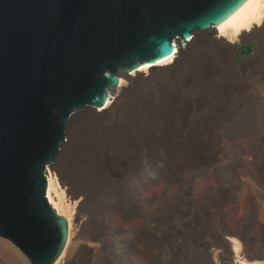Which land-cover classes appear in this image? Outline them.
Returning a JSON list of instances; mask_svg holds the SVG:
<instances>
[{
  "label": "water",
  "instance_id": "obj_1",
  "mask_svg": "<svg viewBox=\"0 0 264 264\" xmlns=\"http://www.w3.org/2000/svg\"><path fill=\"white\" fill-rule=\"evenodd\" d=\"M247 1L0 0V241L28 264H58L69 222L47 197V173L70 118L99 112L128 74L173 56V42L183 57Z\"/></svg>",
  "mask_w": 264,
  "mask_h": 264
},
{
  "label": "rangeland",
  "instance_id": "obj_2",
  "mask_svg": "<svg viewBox=\"0 0 264 264\" xmlns=\"http://www.w3.org/2000/svg\"><path fill=\"white\" fill-rule=\"evenodd\" d=\"M241 41L248 43L245 46L251 47L253 51L249 57H242L238 53L235 64L243 65L242 69L239 67L240 74L250 70L249 74L260 80L256 82V87L251 88L258 99L255 98L254 103L244 104V107H254L242 119L237 116V120H225V125L237 122L221 129L222 147H200L194 140L196 136L192 138L193 135L208 134L209 128L193 124L194 114L207 109L201 104L198 105L202 108L194 105V95L198 90L205 96L207 83L199 86L197 83L196 89L188 84L166 112L156 113L142 127L115 129L85 118L71 125L73 144L62 157L61 163L68 166L73 180L77 182L78 191L85 188L89 194L84 210L94 216L96 221H100L105 211L115 203L122 202L128 206L132 199L128 195L127 185L138 171L144 167L154 171L155 175L146 187V195L151 199L161 196L159 199L161 204L164 201V209L157 218L158 238L153 244L157 247L159 259L153 264H215L209 253L211 245L219 244L225 248L222 244L223 234L226 236L228 230L234 232L240 229V225L245 229L244 235L247 232L244 239L240 240L242 248L247 247L251 256L264 252V157L258 167L255 161L261 158L251 151L253 148L264 153V30L248 41L240 38L230 43L240 47L243 45ZM173 43L176 45V42ZM178 50L180 55L181 51ZM158 70L155 68L154 71ZM212 95L217 99H227L226 93L224 98L217 90L212 91ZM164 132L179 137L175 145L178 147H168L156 139ZM240 149H244L242 157L247 162L246 166L231 162L232 154ZM177 165H186L184 173L198 169L192 178L191 193L198 201L206 190L205 202L198 205L178 202L179 196L184 195V183L174 187L175 182L172 181L171 189L162 192L163 184L171 180ZM48 171L56 173L51 168ZM220 183L228 187L218 191L208 189V185ZM218 203H221L224 217H228L225 228L218 221ZM137 220L139 216L130 223ZM118 238L112 235L108 254L98 260L91 259L92 264H130L125 256L116 258L112 252L115 246H122L124 253L135 254L130 242L122 243ZM244 241L248 243L247 246ZM4 250L0 247V255L9 252L2 253Z\"/></svg>",
  "mask_w": 264,
  "mask_h": 264
},
{
  "label": "bare ground",
  "instance_id": "obj_3",
  "mask_svg": "<svg viewBox=\"0 0 264 264\" xmlns=\"http://www.w3.org/2000/svg\"><path fill=\"white\" fill-rule=\"evenodd\" d=\"M263 30L264 0H248L236 15L228 18L218 29L212 33H196L192 40H188L185 43L183 57H181V53L179 55L178 50L181 51V42L180 40L175 41L173 56L169 57L167 61L128 74V80L122 81L116 87L114 96L108 95V103L99 112L92 114V108H86L83 110V114L70 118L67 141L64 143L65 146L61 147L60 155L51 168L56 173L51 171L47 173V197L58 214L69 222V239L58 264H92L93 259L98 260L108 254L109 240L112 235H117L122 243L130 242L135 248V254H126L122 246H115L112 252L116 258L125 256L130 264L157 262L159 252L153 243L158 238L157 218L164 209V201L161 204L159 199L161 196L151 199L146 195V187L155 174H153L154 171L144 167L127 185L128 195L132 199L128 206L123 205L122 202L115 203L105 211L100 221H96L94 216L88 215L84 208L89 200V194L85 188L78 191L77 182L73 180L68 166L65 165L66 163H61L62 157L73 144L70 135L71 125L85 118L115 129L142 127L156 113L166 112L186 90L188 84L196 89L197 83L198 86L207 83L205 96L198 90L194 95V105L201 107L198 105L201 104L207 109H201L200 112L197 111L194 114L196 117L193 124L209 128L208 134L205 136L193 135L192 138L196 136L194 140L200 147H222L221 129L233 126L237 122L225 125V120L232 121L237 116L242 119L244 114L252 112L254 106L246 105L244 107V104L254 103L255 98L258 99L257 94L251 88L256 87V82L260 81L249 74L250 70L248 73L240 74L243 65L235 64L239 49L233 46L230 41L235 42L240 38L248 41ZM155 68H159V70L154 71ZM213 89L222 93L224 98L226 93L227 99L213 97ZM197 117L201 118L197 120ZM240 121L238 123L244 125V120V123ZM156 139L166 143L168 147H178L175 146L179 141L178 136L164 132L159 134ZM251 151L261 158L255 161L256 166H261L260 161L264 157L263 151L257 152L253 148ZM243 152L244 149H240L233 153L230 157L231 162H236L239 166H246L247 162L242 157ZM185 169L186 165H177L171 180L163 184L162 192L171 189L172 181L175 182L174 187L184 183V195L179 196L178 202L180 200L184 205L202 204L206 199V190L198 201L191 193L192 178L198 169L184 173ZM227 187L228 185L223 183L208 185V189L213 191ZM152 206L154 210H152ZM216 208H218V221L225 228L228 217H224L225 214L220 209L221 203H218ZM136 216H139V220L130 223ZM252 219L247 220L251 221ZM240 227L234 232L228 230L226 236L223 234L222 244L226 246L225 248H221L219 244L218 246L211 245L209 253L215 264H264V252L261 251L251 256L248 254L247 247L242 248L240 240L244 239L247 232L244 235L243 225ZM244 245L247 246L248 243L245 242ZM0 247L6 250L2 253L9 251L0 255V264H28L25 256L17 252L10 244L0 242Z\"/></svg>",
  "mask_w": 264,
  "mask_h": 264
}]
</instances>
